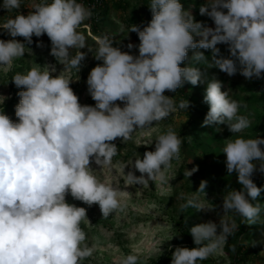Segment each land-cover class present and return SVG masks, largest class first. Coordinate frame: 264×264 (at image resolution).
<instances>
[{
    "label": "clouds",
    "instance_id": "obj_1",
    "mask_svg": "<svg viewBox=\"0 0 264 264\" xmlns=\"http://www.w3.org/2000/svg\"><path fill=\"white\" fill-rule=\"evenodd\" d=\"M0 7L16 11L21 0H3ZM149 7L152 18L147 25L141 29L134 24L129 30L138 34V56L122 51L106 36L97 38L94 57L102 63L91 69L86 81L94 106L79 102L70 87L72 80L54 75V65L12 77L23 90L17 93L18 122L0 112V264H82L93 255L95 245L85 242L81 227L82 221L90 223L87 210L68 203L66 197L70 194L89 207L98 205L103 218L122 208L124 193L98 180L90 165L111 166L117 138L127 142L137 129L150 128L176 112V102L166 91L206 81L200 68L181 67L189 50L192 60L217 67L230 77L239 73L248 80L264 79V0H207L199 12L211 18L215 27L196 21L181 0H151ZM27 8V15L16 11L0 25L13 38L0 39V67L11 70L14 60L24 56L27 45L33 43V36L46 34L50 55L79 72L87 55L81 49L88 45L77 29L91 18V9L77 0H31ZM221 44L227 46L228 56L221 53ZM127 47L136 46L129 43ZM71 49L78 50L74 57ZM200 49L210 51V61ZM222 88L220 80H207L203 101L209 110L202 127L226 125L231 133H240L251 121L239 114L241 103L230 99L229 91ZM178 107L187 110L190 101L181 100ZM182 142L172 129L160 135L155 149L132 163L128 183L164 180L172 161L180 159ZM262 146L260 136L238 137L228 139L222 149L228 175L235 172L241 185L240 190L223 196V213L234 211L251 224L257 223L262 212L259 203H252L262 191L252 179L257 171L264 173ZM197 171L198 166L185 169L184 176ZM206 185L201 181L197 192H205ZM187 207L204 209L194 199H188L181 210ZM233 228L224 219L219 225L209 221L192 226L189 232L197 247H176L171 264L208 259ZM119 264H139V257L128 254Z\"/></svg>",
    "mask_w": 264,
    "mask_h": 264
},
{
    "label": "rangeland",
    "instance_id": "obj_2",
    "mask_svg": "<svg viewBox=\"0 0 264 264\" xmlns=\"http://www.w3.org/2000/svg\"><path fill=\"white\" fill-rule=\"evenodd\" d=\"M45 1L51 2V0ZM114 1L117 2V0ZM30 2L31 0H21V8L16 11L27 15L29 12L27 6ZM36 2L39 3L40 0ZM126 2L130 4L129 10H115L112 7L110 19L98 28L103 36L118 47H127L129 43L137 45L136 39L139 40L136 32H129L133 25L128 23V19L133 10L137 6L140 7V0H126ZM198 2L206 3L207 0H198ZM2 4L3 0H0V5ZM139 10V13L142 12V9ZM16 11L7 12L0 7V25L8 18L14 17L17 14ZM201 17L206 26L215 27L214 22L207 15H201ZM147 23L135 25H139L142 29ZM121 25H123V31L120 30ZM83 28H88L87 32L82 31ZM3 31L6 40L13 39L5 30ZM77 31L85 35L88 45L81 49L87 55L79 72L75 68L57 62L50 55L51 44L47 45L44 42H39L42 43V47L31 49L26 47L24 56L14 60L11 70L0 67V112H4L14 122H18L15 106L20 99L17 93L23 89L12 87L13 83L9 81L15 74H26L34 67L43 70L45 64L55 66L54 75H63L72 80L70 87L79 97L82 105H95V101L88 92L86 81L91 69L102 63L94 57L97 38L90 27H80ZM88 38L94 43H91ZM15 39L24 42L22 37ZM218 47L223 55L228 56L226 45L221 44ZM134 49L135 47L129 50L133 52ZM77 51V49H71L70 56L74 57ZM199 51L204 52L210 61L209 50L200 49ZM192 55L193 51L189 50L188 60L181 67L188 64V66L200 68L206 76V81L197 86L185 83L184 93L180 97L175 92L166 91L165 95L173 97L176 102V112L150 128L137 129L132 134V139L127 142H121L117 138L114 141L117 154L112 158L111 166H98L94 162L90 165L98 180L124 193L120 197L122 208L103 218L98 205L89 207L81 201L74 200L70 194L66 197L68 203L86 208L87 218L90 221V223L87 220L82 221L81 227L86 233L85 242L89 246L95 245V251L82 264H119V261L128 254L138 255L139 264H171L172 252L176 247L190 249L197 247L189 232L192 226L209 221L219 225L220 219L226 220L230 227L234 225V228L223 246L213 256L199 261L198 264H264V173L257 171L252 177L257 187L262 189L257 200L252 201L253 204L259 203L262 208L257 223L251 224L234 211L224 214L222 209L223 196L233 189L241 188L237 182L236 173L232 175L227 173L226 157L222 149L228 139L235 140L238 137L255 139L259 136L264 138V79L248 80L239 73L230 77L217 67H207V63L204 62L197 63L191 59ZM26 63H29L30 66L27 67L30 69H24ZM15 68L18 72L12 73ZM213 78L223 83L222 90L229 91L230 99L241 103L239 114L246 116L251 121V125L242 132L233 134L226 125L202 127L201 124L200 137L196 142L186 136L191 129L190 117L197 116L198 112L207 114L209 105L204 103L203 98L207 80ZM181 100L190 101V107L187 110L179 109ZM117 103L123 107L122 102ZM10 105L14 106L13 110H6ZM216 127L221 128L222 131H216ZM169 129L182 137L180 159L172 161L171 167L165 171L164 180L150 181L148 185L128 183L127 173L134 171L131 168L132 163L140 157L143 158L146 151H153L155 140ZM190 160L191 163H188ZM122 165L129 167L124 168ZM195 166H198L197 172L188 178L184 176L185 169L191 170ZM135 175L139 176L140 173L136 171ZM201 181L207 182L205 192H197ZM181 194H184L185 198H180ZM188 199H194L204 209L187 207L181 210V206L186 204ZM242 229H245V232Z\"/></svg>",
    "mask_w": 264,
    "mask_h": 264
},
{
    "label": "trees",
    "instance_id": "obj_3",
    "mask_svg": "<svg viewBox=\"0 0 264 264\" xmlns=\"http://www.w3.org/2000/svg\"><path fill=\"white\" fill-rule=\"evenodd\" d=\"M40 2L51 3V2L45 1V0H40ZM77 2L82 3L85 7L91 9V11H92L91 18L84 21L80 27L89 26L96 38L105 37L100 33L98 28L101 26V24L103 22L110 19L112 7H114L115 10H122V11H127L130 8V4L127 3L126 0H117V2H115L114 0H77ZM139 3H140V7L137 6L133 10L130 18L128 19V23L130 25L147 23L152 18L151 10L149 7L151 0H140ZM181 3L183 4V6L186 10L191 11V13H192V15L196 21L203 22V18L201 17L199 9L202 5L205 4L204 2H198V0H181ZM139 9H142V12L139 13V11H140ZM84 23H89V24H84ZM82 31L87 32V29L83 28ZM0 39L6 40L4 31L2 29L0 30ZM88 39L91 43H94L93 40H91L90 38H88ZM39 42H44L45 44L47 43V45L51 44V41L49 40V38L45 34L39 38L33 36V43L28 45L27 48L31 49L33 47H39L38 46ZM136 43H137V45H135V46H137V47H135L133 52L131 50H129L128 47L120 46V48L122 51L129 52L130 54L139 55L138 45H139L140 41L138 39H136ZM136 48H137V50H136ZM228 55H229V53H228ZM25 59H26V56H25ZM27 59H29V57H27ZM23 63H25V62H23ZM28 65H29V63H26V66L24 69H30V67H27ZM17 72H18V69L15 68L12 73H17ZM12 76H13V74H12ZM9 82L13 83L12 79H10ZM12 87H15L14 83H13ZM184 90L185 89L182 87V88L177 89V91L175 93L178 94L180 97L181 95H183ZM13 108H14V106L10 105L6 108V110L12 111ZM197 114H198L197 116L191 115V117H190L191 118V125L189 124L191 126V129L189 131V134L186 135L187 138H189L190 140L196 141V142H198L199 137H200V133H201V130L199 127H201V124H203V121H204L205 116H206V114H203L201 112H198ZM242 230H243V232H245V229H242Z\"/></svg>",
    "mask_w": 264,
    "mask_h": 264
},
{
    "label": "built area",
    "instance_id": "obj_4",
    "mask_svg": "<svg viewBox=\"0 0 264 264\" xmlns=\"http://www.w3.org/2000/svg\"><path fill=\"white\" fill-rule=\"evenodd\" d=\"M86 27H89V26H86ZM88 29V28H87Z\"/></svg>",
    "mask_w": 264,
    "mask_h": 264
}]
</instances>
